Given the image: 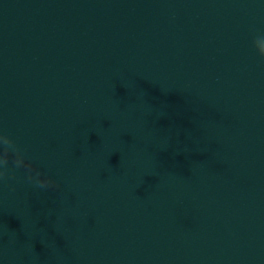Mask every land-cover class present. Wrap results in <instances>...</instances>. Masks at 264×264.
I'll use <instances>...</instances> for the list:
<instances>
[{
	"label": "water",
	"instance_id": "obj_1",
	"mask_svg": "<svg viewBox=\"0 0 264 264\" xmlns=\"http://www.w3.org/2000/svg\"><path fill=\"white\" fill-rule=\"evenodd\" d=\"M100 264H264V0H97Z\"/></svg>",
	"mask_w": 264,
	"mask_h": 264
}]
</instances>
